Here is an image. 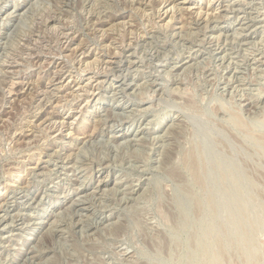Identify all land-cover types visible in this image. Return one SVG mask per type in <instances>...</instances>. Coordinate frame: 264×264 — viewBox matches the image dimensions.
Wrapping results in <instances>:
<instances>
[{"label": "rangeland", "instance_id": "374dc122", "mask_svg": "<svg viewBox=\"0 0 264 264\" xmlns=\"http://www.w3.org/2000/svg\"><path fill=\"white\" fill-rule=\"evenodd\" d=\"M0 264H264V0H0Z\"/></svg>", "mask_w": 264, "mask_h": 264}, {"label": "bare ground", "instance_id": "6f19581e", "mask_svg": "<svg viewBox=\"0 0 264 264\" xmlns=\"http://www.w3.org/2000/svg\"><path fill=\"white\" fill-rule=\"evenodd\" d=\"M200 12V11H199ZM206 15V14H205ZM212 17V16H211ZM198 18V17H197ZM216 19V18H215ZM215 27V26H214ZM186 31V30H185ZM181 34V33H180ZM170 35V34H169ZM194 36V35H193ZM152 37V36H151ZM185 38H186V36H185ZM149 43V42H148ZM143 51V50H142ZM159 52V51H158ZM130 54V53H129ZM141 54V53H140ZM120 56V55H119ZM122 56V55H121ZM157 59V58H156ZM95 61V60H94ZM140 61V60H139ZM152 65V64H151ZM85 69V68H84ZM185 70V69H184ZM169 72V71H168ZM117 74V73H116ZM96 80V79H95ZM163 82V81H162ZM147 84V83H146ZM137 86V85H136ZM175 86V85H174ZM60 88V87H59ZM144 88V87H143ZM122 90V89H121ZM151 90V89H150ZM153 93V92H152ZM53 95V94H52ZM116 95V94H115ZM51 96V95H50ZM77 97V96H76ZM143 100V99H142ZM38 109V108H37ZM123 112V111H122ZM97 119V118H96ZM97 144V143H96ZM113 145V144H112ZM193 161V160H192ZM195 161V160H194ZM77 162V161H76ZM197 164V163H196ZM195 166V165H194ZM194 170V169H193ZM17 190V189H16ZM82 199V198H81ZM84 200V199H83ZM2 204H3V202H2ZM4 209V208H3ZM4 213V212H3ZM58 215V214H57ZM55 216V215H54ZM1 220H3L2 219V217H1ZM53 223H54V221H53Z\"/></svg>", "mask_w": 264, "mask_h": 264}]
</instances>
